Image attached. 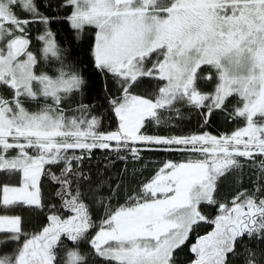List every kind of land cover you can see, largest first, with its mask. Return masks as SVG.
I'll return each mask as SVG.
<instances>
[{"label": "snow or ice", "instance_id": "snow-or-ice-1", "mask_svg": "<svg viewBox=\"0 0 264 264\" xmlns=\"http://www.w3.org/2000/svg\"><path fill=\"white\" fill-rule=\"evenodd\" d=\"M0 264H264V0H0Z\"/></svg>", "mask_w": 264, "mask_h": 264}, {"label": "trees", "instance_id": "trees-1", "mask_svg": "<svg viewBox=\"0 0 264 264\" xmlns=\"http://www.w3.org/2000/svg\"><path fill=\"white\" fill-rule=\"evenodd\" d=\"M100 90V81H96L95 82V86L90 90V97L91 98H96L97 94L99 93ZM108 126L110 128H112L113 130L116 127V124L114 121L109 120L108 122ZM232 127V125L229 123L227 125H222V124H217L214 125L212 128L207 129L209 132H211L212 134H216L217 131L220 132H224L226 129H230ZM182 131L184 132H189V131H196V123L195 120H192L191 122H186L183 126H182ZM150 131H156L155 129H151ZM100 153H97V156H99ZM145 156V160H144V164H146L148 167L147 169H144L142 165H137L138 168H140L141 170L145 171V174L147 175L148 173L151 172L152 168L156 166V164H158L160 161L162 160H166V159H176V160H182V157L178 154H164V153H157V152H146L144 153ZM94 164L96 163V161L93 162ZM123 162H118L117 163V167H121ZM131 167V165L129 166ZM42 221V218L40 217H36L32 219V224L38 225L40 224ZM209 231L211 229H208Z\"/></svg>", "mask_w": 264, "mask_h": 264}, {"label": "rangeland", "instance_id": "rangeland-1", "mask_svg": "<svg viewBox=\"0 0 264 264\" xmlns=\"http://www.w3.org/2000/svg\"><path fill=\"white\" fill-rule=\"evenodd\" d=\"M173 161H180V160L173 159Z\"/></svg>", "mask_w": 264, "mask_h": 264}]
</instances>
